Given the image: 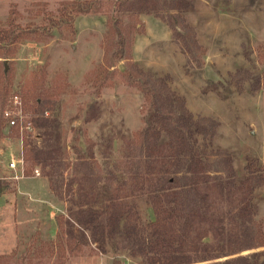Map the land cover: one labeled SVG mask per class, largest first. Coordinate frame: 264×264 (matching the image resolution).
<instances>
[{
	"label": "rangeland",
	"instance_id": "374dc122",
	"mask_svg": "<svg viewBox=\"0 0 264 264\" xmlns=\"http://www.w3.org/2000/svg\"><path fill=\"white\" fill-rule=\"evenodd\" d=\"M90 1L98 9L74 16L64 30L48 29L46 43L18 46L10 60L12 93L20 97L24 78L44 70L45 88L53 97L43 100L52 109L41 116H26L22 109L20 121H30L31 131L9 129L4 117L0 123V257L15 264L30 252L31 264H51L57 256L54 246L65 233L84 248L68 264H145L131 253L130 239L108 236L105 217L80 219L86 210H97L94 200L111 190L135 206L139 226L146 227L156 219L155 182L170 179L168 193L159 194V201L168 206V194H173L199 215L192 219V232L182 235L184 251H220L222 257L233 253L246 235L247 251L199 264L253 253L263 261L264 0H129L124 22H138L140 31L108 85L94 82L98 69L106 67L103 43L117 0H0V23L11 11L25 25L37 23L45 12ZM179 17L199 47L195 58L185 41L173 35V30L183 33ZM123 69L163 82L193 121L211 126L210 133L197 134L195 141L222 172L209 173L204 162L194 173L185 172L187 156L163 126L159 154L138 155L134 135L143 127V96L125 83ZM12 107L9 103L4 110ZM26 135L43 152L41 164L33 168L38 176L33 171L25 177L19 165ZM252 160L261 168L260 185L247 179L245 166ZM256 236L258 245L252 244Z\"/></svg>",
	"mask_w": 264,
	"mask_h": 264
},
{
	"label": "trees",
	"instance_id": "16d2710c",
	"mask_svg": "<svg viewBox=\"0 0 264 264\" xmlns=\"http://www.w3.org/2000/svg\"><path fill=\"white\" fill-rule=\"evenodd\" d=\"M128 1L117 0L112 3L109 28L103 43L105 50L103 64H106V67L98 69L94 84H110L108 77L111 78L114 71H118L116 64L122 59L129 57L127 50L130 40L135 33L140 31L138 22L134 24H126L124 22L123 15L129 5ZM71 6L72 8L69 10L66 7L59 8L56 13L45 12L37 23L28 22L25 25L22 24L21 17L16 12L11 11L7 20L4 23H0V123L3 119L5 107L11 103L13 96H18L12 93L14 69L12 61L10 62L14 58L18 46L23 45L25 42L46 43L47 38L51 37L47 32L48 29L64 30L68 27V21L72 20L74 16L96 10L99 7L97 2L93 1L79 5L72 4ZM176 17L178 16L174 18ZM177 24L183 30V33L179 34V32L173 30V35L182 38L183 42L185 41L186 50L191 57H197L196 52L199 51V47L192 35L193 33L184 25L180 17ZM4 60H7L8 63L3 64L1 61ZM109 69H112V72L108 74ZM120 74L126 84L137 88L143 96V115L141 117L143 127L134 135L136 138L135 148H137L139 156L143 152H147L146 155L159 154L160 146L163 145L162 142L158 141L160 137L159 127L163 126L166 133L175 139L181 153L187 156L183 166L185 172L191 170V173H194L203 162V166L206 167L209 173H220L223 171L219 167V162L207 160L208 158L204 156V152L201 151L195 141L197 134L211 132V126L207 122L193 121L191 116L184 111L182 103L173 97V93L163 85V82H161L162 84L160 82L156 84L141 71L134 72L133 70L123 69ZM51 87L54 88L55 85L52 83ZM20 95L18 97L21 100L22 109L26 116L28 114L41 116L46 110L52 109L51 103L43 101L53 97L52 90L49 88L48 91L45 88L44 70L31 72L24 78L20 88ZM14 131L18 133L17 128ZM81 133L82 131L78 132V136ZM42 159L43 152L41 148L33 146L28 135H26L22 139L24 176H31L34 171L33 168L39 166ZM133 166L136 171L138 161L133 162ZM245 171L248 180L256 185L262 183L261 168L256 161H249L245 166ZM192 177L194 176H191V182ZM183 183L186 184V182ZM170 185V179H162L155 182L153 203L156 205L154 210L156 219L148 223L146 227L139 226L135 206L125 204L119 199L118 192L111 190L106 192L104 199L94 200V202L98 201L97 210L92 208L86 210L87 213L86 211L82 213L84 216L83 220L80 219V222H93L100 216L105 217L108 236L113 237L115 234H123L130 239L132 242L131 253L141 256L145 264H199L229 258L250 249L246 235H243L244 240L238 248L233 253L222 257L220 256V251L212 254L204 252L200 255L195 251H184L183 240L186 238L185 234L192 232V219L195 216L199 218V215L195 213L193 207L189 208L187 204L181 203L173 194H168V206L159 201V194L166 192ZM177 219L179 220L177 223L179 230L175 229L176 225H174ZM100 234L101 237H105L102 232ZM258 239V236H256L252 240V244L257 242L256 245H258L260 243V239ZM54 248L57 256L51 264H68L71 259L79 258L84 253L80 240L65 233L59 235ZM29 253L27 252L20 256L15 261V264H31ZM259 257V253H253L226 259L217 262V264H264V260L260 261ZM6 261L3 257H0V264H6Z\"/></svg>",
	"mask_w": 264,
	"mask_h": 264
},
{
	"label": "built area",
	"instance_id": "2783aa9c",
	"mask_svg": "<svg viewBox=\"0 0 264 264\" xmlns=\"http://www.w3.org/2000/svg\"><path fill=\"white\" fill-rule=\"evenodd\" d=\"M11 103H12V108H8L6 110H4V113H3V117H4V120L6 121L7 123V127L9 129L11 128H17L18 131L20 132H23V131H31V127H30V122H27L25 124H22V122L20 121L21 117H22V105H21V100L18 96H13L12 100H11ZM20 122V124H19ZM20 167L21 169H23V161L20 160ZM15 162L12 161L11 164H10V168L11 169H15ZM35 172V175H39V172L37 170L34 171ZM22 173H23V170H22Z\"/></svg>",
	"mask_w": 264,
	"mask_h": 264
}]
</instances>
